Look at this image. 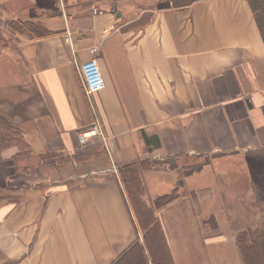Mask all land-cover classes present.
<instances>
[{"label":"crops","instance_id":"1","mask_svg":"<svg viewBox=\"0 0 264 264\" xmlns=\"http://www.w3.org/2000/svg\"><path fill=\"white\" fill-rule=\"evenodd\" d=\"M18 18L56 33L19 35L10 87L0 77V106L36 151L2 153L13 196L0 197V264H111L143 238L120 168L144 158L145 175L185 176L162 208L146 181L143 196L175 264H245L236 236L253 242L264 225V38L250 0H0V27ZM93 57L104 134L81 141L95 115L78 63Z\"/></svg>","mask_w":264,"mask_h":264},{"label":"trees","instance_id":"2","mask_svg":"<svg viewBox=\"0 0 264 264\" xmlns=\"http://www.w3.org/2000/svg\"><path fill=\"white\" fill-rule=\"evenodd\" d=\"M250 2L264 38V0H250ZM6 29L11 34L26 36L29 39L56 33L49 29L43 21L37 19H12ZM8 43V38L3 28L0 27V47L8 46ZM143 134L149 144L151 142L149 136L145 132ZM153 142L157 143V140L154 138ZM11 147L18 149L13 156L14 160L31 156V148L23 129L12 121L0 106V160L3 157V151ZM151 165V161L144 158L126 163L120 168V177L124 184L126 197L143 233V240L141 238L134 240L111 264H175L161 223L143 198L146 193L144 172L152 168ZM235 170L236 168H232V172ZM179 196V188L175 187L172 191L158 195L153 199V205L155 208H162L175 201ZM254 233L256 237L252 242L249 240L247 229L238 232L236 236L238 248L245 264H264V225L257 227Z\"/></svg>","mask_w":264,"mask_h":264},{"label":"rangeland","instance_id":"3","mask_svg":"<svg viewBox=\"0 0 264 264\" xmlns=\"http://www.w3.org/2000/svg\"><path fill=\"white\" fill-rule=\"evenodd\" d=\"M99 9V8H98ZM4 33L6 35V37L8 38V45L9 46H5V47H0V59H1V65L4 67V75H2V73H0V77L2 78V84L4 85V88L10 87L6 77H5V72L8 70V75L9 79H11L12 77L14 78V71L12 69V61L9 60L8 56L11 55L13 56L15 59L13 60V63H15L16 60H19L17 58V56L15 57V55L17 54V52H19V46H21V42H22V38L19 35L16 34H11L9 33V31L7 29H3ZM26 37V36H24ZM22 39V40H21ZM21 40V41H20ZM2 67V68H3ZM2 68L0 67V71L2 70ZM104 88V87H103ZM10 90V89H9ZM28 141V140H27ZM30 148H31V156L36 155V151L32 148L31 143L28 141ZM29 155L27 157H21L20 159H25L28 158ZM20 159H18V163L21 162ZM216 162L217 159L210 156L208 157V161L205 162L203 164L204 169L202 170V172H204L201 176H203L202 178H200L199 180H204V181H211L208 176H211V174L213 173V169L216 166ZM230 162H227V164L224 166L226 169L228 167L231 168H237V166L235 165H230ZM237 165V164H236ZM241 166L243 167V165L241 164ZM254 166L256 167L257 165L254 164ZM179 171H174V173L172 174H167L165 173L164 176H161L160 174L154 172V173H149L146 174L144 173V178L148 187V195H150V197H155L158 194H162L164 192H170L172 191L173 188L180 186L181 190L183 188H185L186 186V182H185V176H183L182 174L180 175L178 173ZM181 172V170H180ZM201 173V172H200ZM199 173V174H200ZM198 174H195L192 177H195ZM147 176V178H146ZM198 179H194L192 181H198ZM12 191L8 190V191H1L0 190V197L2 198H6L7 196L12 197ZM185 264H197V260L195 258H188V260L185 262Z\"/></svg>","mask_w":264,"mask_h":264},{"label":"built area","instance_id":"4","mask_svg":"<svg viewBox=\"0 0 264 264\" xmlns=\"http://www.w3.org/2000/svg\"><path fill=\"white\" fill-rule=\"evenodd\" d=\"M95 11L102 12V10H99L98 8H95ZM78 73L84 92L92 105V109L95 115L94 124L86 130H82L78 133L79 139L81 141H84L85 139L104 134V129L99 118V113L94 102V96L105 86V78L95 57L85 62L78 63Z\"/></svg>","mask_w":264,"mask_h":264}]
</instances>
